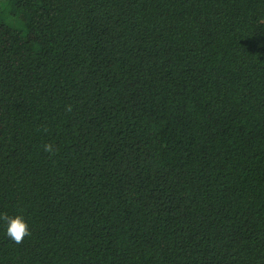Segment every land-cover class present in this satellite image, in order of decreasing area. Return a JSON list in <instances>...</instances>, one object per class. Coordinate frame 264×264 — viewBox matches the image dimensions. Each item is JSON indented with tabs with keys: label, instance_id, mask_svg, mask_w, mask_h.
Listing matches in <instances>:
<instances>
[{
	"label": "trees",
	"instance_id": "obj_1",
	"mask_svg": "<svg viewBox=\"0 0 264 264\" xmlns=\"http://www.w3.org/2000/svg\"><path fill=\"white\" fill-rule=\"evenodd\" d=\"M2 213L0 264H264V0H0Z\"/></svg>",
	"mask_w": 264,
	"mask_h": 264
},
{
	"label": "clouds",
	"instance_id": "obj_2",
	"mask_svg": "<svg viewBox=\"0 0 264 264\" xmlns=\"http://www.w3.org/2000/svg\"><path fill=\"white\" fill-rule=\"evenodd\" d=\"M66 111L71 112L72 106L67 105ZM44 151L48 152L50 155H54L56 149L53 144L47 143L43 146ZM0 221L6 224V234L9 239H11L16 244H21L24 238L31 235V231L27 222L22 215L9 216L7 213L0 214Z\"/></svg>",
	"mask_w": 264,
	"mask_h": 264
}]
</instances>
